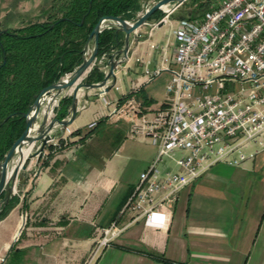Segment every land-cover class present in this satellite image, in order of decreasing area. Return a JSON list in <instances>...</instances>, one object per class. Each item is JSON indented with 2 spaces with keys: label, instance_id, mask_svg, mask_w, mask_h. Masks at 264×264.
Masks as SVG:
<instances>
[{
  "label": "crops",
  "instance_id": "crops-1",
  "mask_svg": "<svg viewBox=\"0 0 264 264\" xmlns=\"http://www.w3.org/2000/svg\"><path fill=\"white\" fill-rule=\"evenodd\" d=\"M156 29L159 28L150 30L145 25L132 35L137 42L128 60L118 68L115 84L103 94L110 104L103 102L98 89L81 91L76 117L68 125L74 132L71 143L53 151L46 164L36 157L30 159L26 174L19 179L24 201L19 200L0 220V255L5 256L4 264H79L91 253L96 227L107 226L116 218L120 222L129 219V214L120 216L119 212L147 161L140 167L128 166L119 159L124 144L110 147L109 136L103 141L95 137L94 131L83 143L72 142L90 130L89 123L102 119L111 124L118 139L129 136L128 122L105 117L114 107L113 101L129 93L134 83L139 85L136 97L143 101L148 115L162 105L166 93L162 99L150 94L147 89L154 79L146 83L143 72L146 61L150 70L160 64L159 48H149L150 42L165 44L153 40ZM122 38L120 34L119 46L114 47L115 41L111 44L113 51L122 46ZM173 40V36L166 40L169 54ZM169 78L167 72L166 83ZM53 132L59 135L60 127ZM94 139L98 140L95 144ZM48 147L46 144L44 152L50 150ZM226 166L229 165L212 166L205 172L208 181L222 178ZM36 170L38 174L30 180L29 175ZM186 187L177 197L166 228L139 220L105 248L93 264H264V206H233L229 216L224 217L221 206L208 203L212 199L210 187L203 200L206 203L196 205L192 216L190 207L181 209L177 205Z\"/></svg>",
  "mask_w": 264,
  "mask_h": 264
},
{
  "label": "built area",
  "instance_id": "built-area-1",
  "mask_svg": "<svg viewBox=\"0 0 264 264\" xmlns=\"http://www.w3.org/2000/svg\"><path fill=\"white\" fill-rule=\"evenodd\" d=\"M176 9L163 6L164 15L148 22L150 30L169 23ZM172 36L171 54L168 41L161 46L149 43L150 49L159 48L161 60L153 70L146 61L143 70L146 83L162 72L170 74L162 105L148 115L143 101L133 93L114 100L105 117L128 122L129 136L148 137L157 153L140 172L120 209L119 215L129 214V219L120 222L116 218L96 227L89 261L139 220L166 228L180 191L212 166H239L264 151V0H216L195 18L177 19ZM103 60L102 53L95 62ZM138 90L139 85L132 84L131 92ZM99 91L103 102L110 104L103 97L104 89ZM50 114L55 117L56 113ZM96 123H89L88 128ZM60 130L47 141L53 151L67 147L73 135L69 126ZM47 154L43 150L40 159ZM37 174L34 171L29 179ZM14 195L20 201L24 198L17 189ZM4 261L0 255V264Z\"/></svg>",
  "mask_w": 264,
  "mask_h": 264
},
{
  "label": "trees",
  "instance_id": "trees-1",
  "mask_svg": "<svg viewBox=\"0 0 264 264\" xmlns=\"http://www.w3.org/2000/svg\"><path fill=\"white\" fill-rule=\"evenodd\" d=\"M145 1L53 0L48 10L46 9V20L0 30V161L23 132V113L33 102L34 96L40 89L59 80L80 63L84 44L99 18L113 15L126 20L132 19ZM215 1L190 0L192 8L181 17L195 18L209 9ZM183 4L184 2L181 5ZM163 15L164 13L158 10L149 21ZM98 42V53L107 50L114 42L113 30L103 29L99 33ZM102 78L103 73L93 69L86 82H98ZM137 92L130 91L121 98ZM70 103L71 97L64 96L55 108V117H66ZM102 122L103 119L72 143H83ZM48 148L50 150L42 164H46L53 152L51 145ZM2 197L3 193L0 198ZM18 202L19 198L13 195L6 203L0 204V220Z\"/></svg>",
  "mask_w": 264,
  "mask_h": 264
},
{
  "label": "water",
  "instance_id": "water-1",
  "mask_svg": "<svg viewBox=\"0 0 264 264\" xmlns=\"http://www.w3.org/2000/svg\"><path fill=\"white\" fill-rule=\"evenodd\" d=\"M185 0H155L152 4L141 5L139 14L132 19H122L119 16L107 15L99 18L82 49L80 63L65 73L59 80L39 90L34 96L33 102L23 113L25 128L21 135L13 142L0 161V204L6 203L14 195L17 188L19 173L26 172L30 159H40L47 141L54 136L55 127L65 128L76 117L79 106V93L90 89H104L107 92L116 82V69L128 59V54L134 48L137 39L131 38L136 30L148 24L154 12L161 10L163 6L176 9ZM109 28L113 30L115 46L120 45L119 36L123 35L122 46L113 50L110 46L102 52L104 60L102 64L95 61L102 53L99 50V33ZM105 69V72L100 70ZM98 69L104 76L99 82L88 83L86 78L93 70ZM110 82L107 84V82ZM64 96L71 97L69 113L65 118H50V112L56 108V104Z\"/></svg>",
  "mask_w": 264,
  "mask_h": 264
},
{
  "label": "rangeland",
  "instance_id": "rangeland-1",
  "mask_svg": "<svg viewBox=\"0 0 264 264\" xmlns=\"http://www.w3.org/2000/svg\"><path fill=\"white\" fill-rule=\"evenodd\" d=\"M52 2L53 0H0V30L21 27L33 21L46 20V9L48 10ZM191 8L190 0H185L184 4L169 16V23L167 22L155 30L152 37L153 40L158 39L161 43H165L167 38L172 39V29L176 25L175 19L186 15V12ZM123 78L125 79L127 76L123 75ZM166 78L167 72H162L154 78L147 89L150 94L155 95L156 99L164 97ZM53 110L55 111V109ZM53 117L54 115L50 114V118ZM113 132L115 133V129L111 128V124L102 122L93 133L97 139H102L103 141L105 140L104 138L107 139L106 135H108L107 142L110 147L114 146V148H117L123 143V149L119 152V159L123 160L128 166L140 167L147 161L144 166V168H147L151 164L156 156L157 147L148 137L143 139L144 137L126 136L120 140ZM97 139H94L92 143L95 144L98 141ZM223 168V177L218 178V181L211 183L205 173V175L197 179L194 185L186 187L179 197L178 207H181V209L187 206L190 207L191 215L193 216L196 213L195 206L202 202L206 203L203 200L206 199L204 198L205 196L208 197L209 193L207 191L211 187L212 199L208 203L212 206H221L223 208L222 216L224 217L229 216L228 213L233 206L241 208L248 206L261 209L264 206V151L257 154L254 159L244 161L239 166H226ZM22 173L26 174V172L21 171L17 177L16 189L19 194L22 192L19 189V179ZM188 191H191L190 195L187 193ZM23 222H25L24 218ZM98 256L92 261H89L88 257L79 264H93ZM4 263L5 261L2 264Z\"/></svg>",
  "mask_w": 264,
  "mask_h": 264
}]
</instances>
